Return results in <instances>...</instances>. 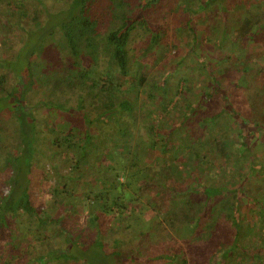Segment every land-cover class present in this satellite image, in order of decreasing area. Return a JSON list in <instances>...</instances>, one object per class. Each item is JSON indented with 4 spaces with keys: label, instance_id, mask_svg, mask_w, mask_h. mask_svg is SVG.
Wrapping results in <instances>:
<instances>
[{
    "label": "trees",
    "instance_id": "16d2710c",
    "mask_svg": "<svg viewBox=\"0 0 264 264\" xmlns=\"http://www.w3.org/2000/svg\"><path fill=\"white\" fill-rule=\"evenodd\" d=\"M0 43V264H264V0H0Z\"/></svg>",
    "mask_w": 264,
    "mask_h": 264
},
{
    "label": "rangeland",
    "instance_id": "374dc122",
    "mask_svg": "<svg viewBox=\"0 0 264 264\" xmlns=\"http://www.w3.org/2000/svg\"><path fill=\"white\" fill-rule=\"evenodd\" d=\"M173 16L174 15L172 13L170 15V17H169L170 21L173 20ZM149 22H152L153 24L154 23H157V21L154 20L153 17H152V20H149ZM177 32H179V31H176L175 26L172 25L171 26V29L169 31V36H168V41H170L171 51L169 52V54H167L166 56H164V59L163 60L160 61L159 64L161 66L160 67L157 66V70L162 68V71H163V70H166V69L172 67L173 64H174V59L178 56L179 53L182 52V51H180L178 53V50H180V48H181L178 45H180V39L183 41V38L181 36H179L178 35L179 33H177ZM182 46H184V45H182ZM188 47H189L188 46V43L186 42L184 48H188ZM238 47H240V46H238ZM2 48H3L2 43H0V52H2L1 51ZM254 55H255L254 57H250V60H251L252 63H255V61H258V60H261V59L264 58L263 56L258 55V53L256 51L254 52ZM233 71H235V70H233ZM41 75H44V74L41 73ZM15 79H16V77L10 74L9 84L11 85L12 82ZM176 79H177V77H176ZM43 83H45V82H43ZM41 84H42L41 83V80H38L36 82V85H38V87H41ZM48 90H50V88ZM47 94H48L47 92H43V95H47ZM41 97H42V95L39 92H36V94L35 95H32L31 98L29 99V104L32 103V104L35 105V102H37ZM246 104L247 105L245 106V109H244L245 110V113L247 115H249L250 117L254 118L257 115V113L259 112V104L260 103H258V101L255 100L254 102L253 101H250V103L249 102H246ZM44 113H45L44 116H42L41 114H39V116L42 117L44 119V121H45L44 122V126H46L47 123L48 124H54V125L60 126L61 128L66 127V125H68V126L69 125H72L71 120L69 118H67L66 113H62V112H60L59 110H56V109H54V111H52V110H49L48 112L47 111H44ZM63 150L64 149L63 148H60V147H58V150H56V152L58 153L57 156L59 158L62 157ZM4 190L5 191L9 190V186L6 185L4 187Z\"/></svg>",
    "mask_w": 264,
    "mask_h": 264
}]
</instances>
